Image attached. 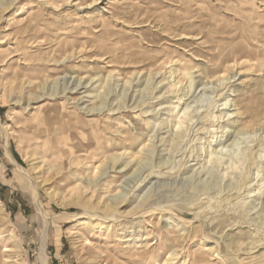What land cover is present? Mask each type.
<instances>
[{
  "label": "rangeland",
  "instance_id": "rangeland-1",
  "mask_svg": "<svg viewBox=\"0 0 264 264\" xmlns=\"http://www.w3.org/2000/svg\"><path fill=\"white\" fill-rule=\"evenodd\" d=\"M107 255L264 264V0H0V264Z\"/></svg>",
  "mask_w": 264,
  "mask_h": 264
},
{
  "label": "bare ground",
  "instance_id": "bare-ground-1",
  "mask_svg": "<svg viewBox=\"0 0 264 264\" xmlns=\"http://www.w3.org/2000/svg\"><path fill=\"white\" fill-rule=\"evenodd\" d=\"M235 64V63H234ZM77 100V99H76ZM188 108L186 107V110H187ZM109 208V207H108ZM162 237V236H161ZM158 245H159V243H158ZM157 245V246H158ZM160 246V245H159ZM161 246H163V245H161ZM159 248V247H158ZM161 249V248H160ZM45 250V245L42 247V250L41 251H44ZM207 251V250H206ZM3 252H8V250L7 249H5ZM109 254V253H108ZM110 255V254H109ZM109 255H107V259L105 260V264H114L115 263V261L112 259L111 260V257L109 256ZM166 256V255H165ZM40 257H42L43 258V254L41 253L40 254ZM172 257V256H171ZM168 259H170V258H168ZM108 260L110 261V262H108Z\"/></svg>",
  "mask_w": 264,
  "mask_h": 264
}]
</instances>
